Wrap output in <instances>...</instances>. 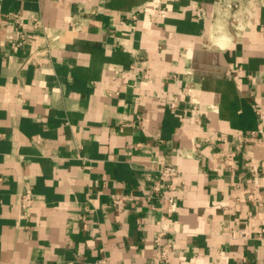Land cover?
Wrapping results in <instances>:
<instances>
[{"label":"crops","instance_id":"crops-1","mask_svg":"<svg viewBox=\"0 0 264 264\" xmlns=\"http://www.w3.org/2000/svg\"><path fill=\"white\" fill-rule=\"evenodd\" d=\"M241 1L0 0V264H162L161 230L167 264H264V0Z\"/></svg>","mask_w":264,"mask_h":264},{"label":"built area","instance_id":"built-area-1","mask_svg":"<svg viewBox=\"0 0 264 264\" xmlns=\"http://www.w3.org/2000/svg\"><path fill=\"white\" fill-rule=\"evenodd\" d=\"M220 2L225 3L224 8H229L231 10L234 9H240L242 8V1L241 0H235V1H229V0H219ZM232 21L237 25V28H240L238 19L236 16H231ZM8 20L14 21L15 24L22 27L24 25L23 20L21 19V12H13L8 16ZM34 28H38L40 26L39 18L34 17ZM31 41L30 36L23 32L17 40L12 42V45L15 47H21L26 44H29ZM180 179V171L177 166L175 165H167L160 169L158 179L155 182L154 185V191L156 193H159L163 188H174L175 183ZM161 198H167L170 203H172V207L176 206L175 199L173 197H165V195L162 193L160 194ZM21 208L24 212H28L33 205L35 204V197L30 188H27L25 191L21 194ZM113 204L117 210H123L127 204V198L125 195H118L115 196L113 199ZM165 218V217H164ZM164 218L162 217L161 220L158 221V225L160 227H163ZM166 234L164 230L160 231V237L158 238L159 245L161 246L160 252H159V259L162 264H167L169 253L171 252V245L169 243L163 244L161 242V238ZM96 264H109L106 257H101L97 260Z\"/></svg>","mask_w":264,"mask_h":264}]
</instances>
